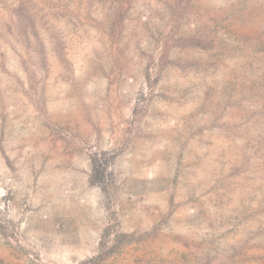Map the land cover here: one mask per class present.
<instances>
[{
  "label": "rangeland",
  "instance_id": "obj_1",
  "mask_svg": "<svg viewBox=\"0 0 264 264\" xmlns=\"http://www.w3.org/2000/svg\"><path fill=\"white\" fill-rule=\"evenodd\" d=\"M0 264H264V0H0Z\"/></svg>",
  "mask_w": 264,
  "mask_h": 264
},
{
  "label": "trees",
  "instance_id": "obj_2",
  "mask_svg": "<svg viewBox=\"0 0 264 264\" xmlns=\"http://www.w3.org/2000/svg\"><path fill=\"white\" fill-rule=\"evenodd\" d=\"M108 234V230H106V232H105V235H107Z\"/></svg>",
  "mask_w": 264,
  "mask_h": 264
}]
</instances>
